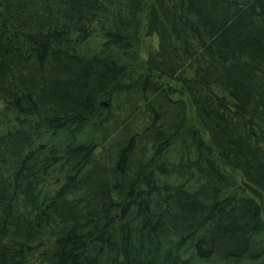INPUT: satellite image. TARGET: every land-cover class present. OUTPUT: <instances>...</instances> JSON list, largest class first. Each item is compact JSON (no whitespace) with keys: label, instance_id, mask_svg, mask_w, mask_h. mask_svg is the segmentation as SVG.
<instances>
[{"label":"trees","instance_id":"1","mask_svg":"<svg viewBox=\"0 0 264 264\" xmlns=\"http://www.w3.org/2000/svg\"><path fill=\"white\" fill-rule=\"evenodd\" d=\"M241 178L264 0H0V264H264Z\"/></svg>","mask_w":264,"mask_h":264},{"label":"water","instance_id":"2","mask_svg":"<svg viewBox=\"0 0 264 264\" xmlns=\"http://www.w3.org/2000/svg\"><path fill=\"white\" fill-rule=\"evenodd\" d=\"M240 185L247 193L257 200L264 220V193L259 188L247 182L243 178L240 179Z\"/></svg>","mask_w":264,"mask_h":264},{"label":"rangeland","instance_id":"3","mask_svg":"<svg viewBox=\"0 0 264 264\" xmlns=\"http://www.w3.org/2000/svg\"><path fill=\"white\" fill-rule=\"evenodd\" d=\"M156 45H157V39L155 36H151V37L142 36L141 38V47H142L141 57L145 58L146 52L149 49L155 48ZM174 97L177 98L178 95H175Z\"/></svg>","mask_w":264,"mask_h":264}]
</instances>
